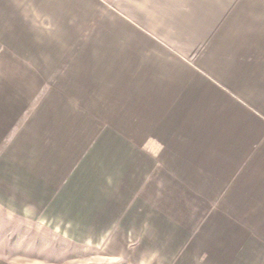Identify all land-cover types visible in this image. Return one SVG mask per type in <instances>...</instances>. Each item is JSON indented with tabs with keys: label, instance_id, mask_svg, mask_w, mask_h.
<instances>
[{
	"label": "crops",
	"instance_id": "crops-1",
	"mask_svg": "<svg viewBox=\"0 0 264 264\" xmlns=\"http://www.w3.org/2000/svg\"><path fill=\"white\" fill-rule=\"evenodd\" d=\"M0 194L122 264L264 259V0H0Z\"/></svg>",
	"mask_w": 264,
	"mask_h": 264
},
{
	"label": "rangeland",
	"instance_id": "rangeland-1",
	"mask_svg": "<svg viewBox=\"0 0 264 264\" xmlns=\"http://www.w3.org/2000/svg\"><path fill=\"white\" fill-rule=\"evenodd\" d=\"M5 198L0 194V264H122L114 258H101L99 244L85 243L80 227L70 233L67 227L43 226L27 212L11 209ZM163 202L172 219L190 220L189 234L200 231L212 236L214 228L204 225L197 211H181L169 197ZM252 264H264V259H254Z\"/></svg>",
	"mask_w": 264,
	"mask_h": 264
}]
</instances>
